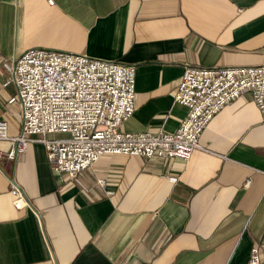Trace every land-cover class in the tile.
Here are the masks:
<instances>
[{
  "label": "crops",
  "instance_id": "0c3cea01",
  "mask_svg": "<svg viewBox=\"0 0 264 264\" xmlns=\"http://www.w3.org/2000/svg\"><path fill=\"white\" fill-rule=\"evenodd\" d=\"M34 48L135 66L123 132L176 131L173 90L187 65L264 63V0H0V118L19 132L10 66ZM187 160L104 155L75 179L44 145L7 161L0 140V264H264V123L249 91ZM106 180L99 185L98 180ZM29 206L12 205L11 183Z\"/></svg>",
  "mask_w": 264,
  "mask_h": 264
},
{
  "label": "built area",
  "instance_id": "2783aa9c",
  "mask_svg": "<svg viewBox=\"0 0 264 264\" xmlns=\"http://www.w3.org/2000/svg\"><path fill=\"white\" fill-rule=\"evenodd\" d=\"M50 3L53 0H49ZM173 90L174 102L187 108L172 133L123 132L120 126L135 111V66L86 54L34 48L10 66L16 94L7 103L19 105V133L9 135L0 118V140L8 143L7 161L25 154L29 143L44 145L53 172L75 179L104 155L149 160L187 161L202 149L201 136L210 121L230 102L249 91L264 123V63L257 66L195 67L187 65ZM101 178L98 184L104 185ZM12 205L20 210L29 199L13 181ZM248 264H262L257 246Z\"/></svg>",
  "mask_w": 264,
  "mask_h": 264
}]
</instances>
